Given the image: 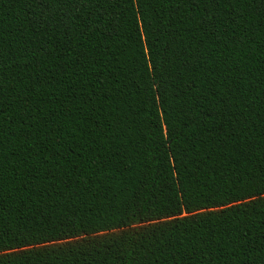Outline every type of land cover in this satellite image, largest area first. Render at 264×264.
Here are the masks:
<instances>
[{"label": "trees", "instance_id": "obj_1", "mask_svg": "<svg viewBox=\"0 0 264 264\" xmlns=\"http://www.w3.org/2000/svg\"><path fill=\"white\" fill-rule=\"evenodd\" d=\"M0 264H264V0H0Z\"/></svg>", "mask_w": 264, "mask_h": 264}]
</instances>
